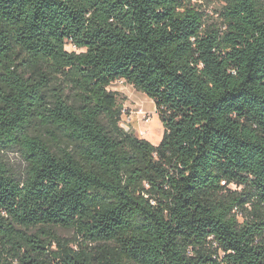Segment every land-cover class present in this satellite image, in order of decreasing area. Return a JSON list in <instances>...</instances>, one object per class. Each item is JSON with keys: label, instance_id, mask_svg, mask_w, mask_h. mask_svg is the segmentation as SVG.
Segmentation results:
<instances>
[{"label": "trees", "instance_id": "trees-1", "mask_svg": "<svg viewBox=\"0 0 264 264\" xmlns=\"http://www.w3.org/2000/svg\"><path fill=\"white\" fill-rule=\"evenodd\" d=\"M193 1L0 0V264H264V0Z\"/></svg>", "mask_w": 264, "mask_h": 264}, {"label": "rangeland", "instance_id": "rangeland-1", "mask_svg": "<svg viewBox=\"0 0 264 264\" xmlns=\"http://www.w3.org/2000/svg\"><path fill=\"white\" fill-rule=\"evenodd\" d=\"M192 5L204 13L205 27L219 28L222 32L227 29L221 13L226 4L222 0H195ZM67 50L69 52H81L71 45L67 46ZM109 90L117 92L120 96L121 105H123L121 126L126 131L132 132L154 145H158L163 138L164 128L153 100L146 94L135 90L134 87L125 81H118L112 84ZM2 156L12 173L17 178L23 179L26 175L27 164L22 152L19 149H13L4 152ZM231 188L239 190L236 186ZM57 234L68 240H74L76 237L73 231L67 230H57ZM79 239L80 237H77L76 240ZM52 249L55 250L56 246Z\"/></svg>", "mask_w": 264, "mask_h": 264}]
</instances>
